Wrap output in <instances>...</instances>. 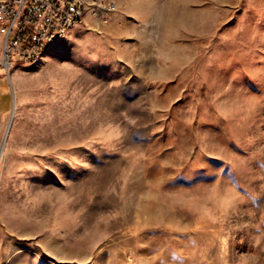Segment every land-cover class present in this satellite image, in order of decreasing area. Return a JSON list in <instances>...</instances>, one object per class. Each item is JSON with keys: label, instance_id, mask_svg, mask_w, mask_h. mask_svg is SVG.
Listing matches in <instances>:
<instances>
[{"label": "rangeland", "instance_id": "374dc122", "mask_svg": "<svg viewBox=\"0 0 264 264\" xmlns=\"http://www.w3.org/2000/svg\"><path fill=\"white\" fill-rule=\"evenodd\" d=\"M113 1L0 71V264H264V0Z\"/></svg>", "mask_w": 264, "mask_h": 264}, {"label": "built area", "instance_id": "2783aa9c", "mask_svg": "<svg viewBox=\"0 0 264 264\" xmlns=\"http://www.w3.org/2000/svg\"><path fill=\"white\" fill-rule=\"evenodd\" d=\"M113 0H0V71L36 63L87 16L109 20Z\"/></svg>", "mask_w": 264, "mask_h": 264}, {"label": "water", "instance_id": "95a60500", "mask_svg": "<svg viewBox=\"0 0 264 264\" xmlns=\"http://www.w3.org/2000/svg\"><path fill=\"white\" fill-rule=\"evenodd\" d=\"M14 99V98H13Z\"/></svg>", "mask_w": 264, "mask_h": 264}]
</instances>
